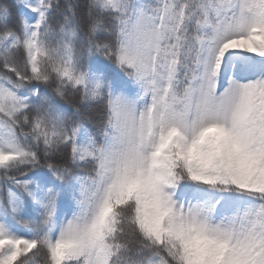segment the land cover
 Returning <instances> with one entry per match:
<instances>
[{
  "label": "snow or ice",
  "instance_id": "1",
  "mask_svg": "<svg viewBox=\"0 0 264 264\" xmlns=\"http://www.w3.org/2000/svg\"><path fill=\"white\" fill-rule=\"evenodd\" d=\"M0 264H264V0H0Z\"/></svg>",
  "mask_w": 264,
  "mask_h": 264
}]
</instances>
